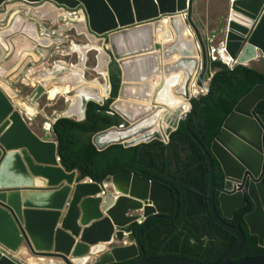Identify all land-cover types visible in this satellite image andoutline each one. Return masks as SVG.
I'll use <instances>...</instances> for the list:
<instances>
[{"label": "water", "instance_id": "water-1", "mask_svg": "<svg viewBox=\"0 0 264 264\" xmlns=\"http://www.w3.org/2000/svg\"><path fill=\"white\" fill-rule=\"evenodd\" d=\"M44 1L56 5L52 13L34 8ZM11 2L17 4L7 9L4 19L9 16L10 20L19 8H27L28 13L26 18L17 14L11 23L8 20L0 37L6 39L17 26L31 20L36 30L41 27L36 56L44 51L41 42L50 32H69L72 37L63 46L57 35L58 45L49 53L53 61L25 76L35 85L24 99L38 107L37 102L51 87H69L72 93L53 124L61 118L84 121L89 103L104 105L111 99V115L121 124L92 137L98 150L153 140L168 142L189 116L181 117V103L171 108L158 102L157 90L166 79L181 76L171 95L183 103L192 99L193 87L210 93V84L206 86L204 80L211 83L215 72L208 37L194 19L197 0H0V8ZM229 11L235 17L226 20L222 33L227 56L237 65L255 60L264 63V0H229ZM59 12H79L83 20L67 21L61 27L55 22ZM29 26L26 23V31ZM32 32L34 37L36 31ZM0 49L10 53L8 46ZM89 53L93 65L87 66ZM57 55L69 61L55 59ZM101 59L103 73L99 72ZM28 63L24 62L25 67L16 64L13 72L4 63L3 75L15 74L10 77L14 80L33 64ZM111 66H116L120 81L114 98ZM88 71L100 79L89 78ZM263 100L264 85H256L242 97L223 121L210 152L189 132L209 169L207 202L212 219L235 239L233 248L212 264H264V256L231 262L244 237L238 226L222 222L215 209V190L220 193L224 219L243 207L246 198L253 209L244 215L243 225L264 249V115L254 110ZM20 105H14L0 89V264H21L12 254L53 258L62 264H125L135 259L134 264H210L170 256L146 257L139 242L141 230L134 234L132 228L172 213L177 204L172 191L131 172L108 176L96 184L78 182V173L68 172L60 164L57 142L36 135L23 117L26 102ZM185 127L188 131L187 124ZM213 158L222 169L221 189L214 184ZM198 173L203 180L201 166ZM199 199L194 196L198 205Z\"/></svg>", "mask_w": 264, "mask_h": 264}, {"label": "trees", "instance_id": "trees-1", "mask_svg": "<svg viewBox=\"0 0 264 264\" xmlns=\"http://www.w3.org/2000/svg\"><path fill=\"white\" fill-rule=\"evenodd\" d=\"M261 63V69L250 64L236 65L228 71L220 61L212 62L215 77L210 83V93L191 100L192 114L170 135L167 143L153 140L131 147L112 145L98 150L92 143V137L121 124L118 117L110 114L111 99L104 105L89 103L84 121L61 118L52 125L60 164L68 172L76 171L78 182L90 178L101 183L108 176L131 172L164 184L172 191L177 202L174 208L176 219L163 223L170 224V227H161L159 224L162 222L152 218L132 228L134 234L141 230L139 242L146 257L170 256L212 264L233 248L235 239L210 216L204 217L203 211L195 203L194 185L200 181V175L195 170L202 167L205 195L210 173L202 150L189 132L210 152L223 121L238 101L256 85H264V63ZM118 77L116 66H111L112 98L119 88ZM254 110L257 114L264 115V100ZM213 164L214 183L221 187L222 169L214 158ZM252 209V204L248 201L246 207L235 211L233 218L225 221L230 226H239L244 237L243 246L231 262L264 256V249L258 246L255 237L248 235L243 225L244 215ZM216 211L220 213L218 203ZM137 260L128 263L134 264Z\"/></svg>", "mask_w": 264, "mask_h": 264}, {"label": "bare ground", "instance_id": "bare-ground-1", "mask_svg": "<svg viewBox=\"0 0 264 264\" xmlns=\"http://www.w3.org/2000/svg\"><path fill=\"white\" fill-rule=\"evenodd\" d=\"M26 13H28V10L27 8H19L17 11H15L13 13V15L11 16L10 20H9V23H11V21L16 17L15 15H19V16H22L24 18H26ZM235 17L234 14H232L231 11H228V15H227V20H229L230 18L233 19ZM83 20V16L81 15V13L79 12H59L57 13V18H56V23H58L59 25L58 26H64V24L67 22V21H81ZM166 20H164L163 22H165ZM236 21H238V16L236 18ZM35 23V22H34ZM36 24V23H35ZM38 29V28H37ZM189 35L192 36V32H188ZM56 34L55 32H50L49 35H45V38L42 39V42H41V49H44L43 52H39V54L37 55L36 57V60L31 62L33 63L32 66H29L30 68L29 69H25V71H21V73L18 74L17 77L14 78V80L10 79V77L8 76V79L6 80H2L0 79V89L2 91H4L11 99V102L16 105V106H21L20 104L21 103H24L23 100L28 104L27 102V99H23V97L27 98V95L31 93L32 89H33V86H28L24 83L25 79H26V75L38 68V66H44V65H49L53 59L50 58V52L56 48V46L58 45L57 43V38L58 36L60 37V40H61V45H68L71 41V33L69 32H64V33H61L60 35ZM165 39V38H164ZM162 39V40H164ZM167 39V38H166ZM76 43H83V41H76ZM2 49V48H1ZM0 49V50H1ZM24 55H27L24 53ZM49 55V56H48ZM44 56H46L44 58ZM59 56V55H57ZM219 58L222 59V61L224 62H228L230 63V59L225 55V53L222 51V49H220V52L218 54ZM60 57V56H59ZM55 59H59L58 57H55ZM62 60H65V61H69L67 59H63V58H60ZM22 64V66H26V64H24L23 62H20ZM30 63V62H29ZM28 63V64H29ZM30 63V64H31ZM24 64V65H23ZM29 64V65H30ZM100 64L101 66L99 67V72L100 73H103L104 72V68H103V64H104V59H101L100 60ZM16 68V67H15ZM90 73V78L91 79H96V78H99L100 76L98 74H95L91 71H88ZM100 79V78H99ZM181 81V76H172L171 78L169 79H166L164 81V84L162 86V88L158 89L157 90V99H158V102L163 104V105H166L168 107H175L176 105H178L179 103H181V107L182 105L185 103L181 102L182 100L180 98H175L171 95V91L172 89L176 86V84L178 85ZM32 83V81H30V84ZM29 85V84H28ZM173 87V88H172ZM172 88V89H171ZM63 90H61L59 87H51L49 90H47L42 98L37 102L38 104V107H33L32 105L28 104L29 106L25 109V116H31L32 113V110L36 113L39 112L40 110V101L44 98H50L54 93L56 92H60L65 94L64 97H69L71 95V89L69 87H63L62 88ZM193 90H194V87L192 88V94H193ZM66 91V92H64ZM62 93V94H63ZM201 93V90L198 89V92L197 94L199 95ZM32 110H31V109ZM183 109H185V107L183 106ZM64 110V109H63ZM62 110V111H63ZM46 128V127H45ZM47 130H50V126L46 128ZM23 250V249H22ZM21 251V250H20ZM38 260V259H37ZM43 261V260H41Z\"/></svg>", "mask_w": 264, "mask_h": 264}, {"label": "rangeland", "instance_id": "rangeland-1", "mask_svg": "<svg viewBox=\"0 0 264 264\" xmlns=\"http://www.w3.org/2000/svg\"><path fill=\"white\" fill-rule=\"evenodd\" d=\"M226 3L227 2H225V0H198V7L196 9L199 12H201V11L206 12L207 8L211 9V12L209 11L210 12V19L216 21V20H218V18H220L222 20L221 22L223 25L224 21L227 20L226 19L227 18L226 17L227 16ZM16 4H17L16 2H11V3L3 6L2 8H0V22L4 21V23H5L4 26H2L0 24V31H2V29H5V27H7L6 25H7L8 20H9V16L4 19L5 12L7 11L8 8H10L11 6H14ZM55 7H56V5L54 3L48 2V1H44L40 5L34 6L35 9H42V10H46L47 12L50 11L51 13L53 12ZM38 13H42V12L38 11ZM34 17H36V16H34ZM37 17H38L37 18L38 21L41 22V24L42 23L46 24V21L44 19H41L40 15H37ZM26 23L30 24L27 31L25 30ZM34 27L35 26L33 25L32 21L27 20V21H25V25L23 24L21 26L20 25L17 26L14 29V32L10 36L6 37V39L0 37V46L1 47L8 46L9 52H10L8 54L7 52H3V50H0V52H1L0 53V60L3 64V66L0 65V79H2V80L8 79L7 75H9V73H5L3 75L4 70L6 69L4 67V63L6 64L7 60H10L8 66H10V70L12 72L14 71L16 64H18L20 62L24 63V62H30L31 60H33V61L36 60L37 56H36V53H34V52H35V49L39 47L37 38L40 39V36H38V33L41 32V27L39 26L40 29L38 28L37 30H36V27L35 28ZM9 28H10V26H9ZM32 31H36L34 37L32 35V34H34ZM217 37L218 38L222 37V33H219V36H217ZM24 53L27 55H24ZM88 58H89L88 65H92L90 63L91 60L93 62L92 53L89 54ZM257 65H259V64H257ZM12 72H11V74H13ZM14 75L15 74H13L10 77H13ZM25 83L27 84V87L31 86V85L34 87V85H35L34 83L30 84V82L28 80H25ZM200 95L201 94L197 95V97H200ZM23 99H24V97H23ZM28 104H30L29 101H28ZM28 104L26 103L27 106H29ZM53 106H54V104H53ZM54 111H55L54 108H50L49 109V115L41 116L42 121L41 120H39V121L32 120L31 118L25 116L24 113H23V117L26 120V122L28 123V125L30 126L31 130H35L40 135V136L38 135L40 138H46L47 132L44 129V124L49 123L51 125V123L54 121V118L51 117V114ZM50 134H51V129H50ZM20 253H22V252H20ZM16 257H18L20 260H22L21 263L29 264L28 260H29L30 256H26L24 258L22 255H16Z\"/></svg>", "mask_w": 264, "mask_h": 264}, {"label": "crops", "instance_id": "crops-1", "mask_svg": "<svg viewBox=\"0 0 264 264\" xmlns=\"http://www.w3.org/2000/svg\"><path fill=\"white\" fill-rule=\"evenodd\" d=\"M225 2H227L226 3V6H227V15H228V11H229V0H225ZM197 7H198V0L196 2V8ZM209 11L211 12V9H209V8H207V11L206 12H202V11L199 12L196 9V18H194V19L198 23V27H199V30L201 31V33L203 35H207L208 40H210L209 41L210 47L211 48H217L222 43V41H223V37H219L218 38L217 36H219V33H223V31L225 29V25H226V20L224 21L223 25H222V22H221L222 20L220 18H218V20H216V21L215 20H211L210 19V12ZM57 57L59 59L61 58L59 56H57ZM74 58H75V55H73V58L72 59H74ZM9 62H10V60H7L6 65H9ZM90 63L93 65L92 60L90 61ZM250 64L252 66H255L257 69H261L262 68V63H261L260 60H255V61L249 62L247 65H250ZM257 64H259V65H257ZM87 66H88V63H87ZM212 72H214L213 69H212ZM88 77L89 78L91 77L90 74H88ZM204 81H205L206 85H208V79L205 78ZM198 89L199 88L194 87L193 95L197 94ZM64 92H66V91H64ZM62 93H63V91H62ZM62 93H60L58 91V92L54 93L49 99L48 98L42 99L40 101V103H39L40 104V110H39V112L36 113V112H34L30 108L32 110V113L33 114H31V116H27V117L31 118L32 120H36V121L41 120L42 121L41 116H43V115L44 116L49 115V109L50 108H54L55 111L51 114V117L54 118V120H55L56 117H57V114L59 112H61L65 108L66 98L64 97L65 94L64 93L62 94ZM53 104H54V106H53ZM47 126L49 127L50 124L49 123H45L44 124V129L47 132L46 133V136L48 137L47 139H51L53 141H56L55 140V137H54V133L52 132V128H50L51 129V134H50V130H47L46 129ZM32 131L34 133H36L37 135H39L35 130H32ZM20 252H24V250H21ZM12 257L14 259H16L18 262L21 263L22 260H20L18 257H16V255H13ZM41 260H42L41 258L30 257L29 260H28V262L29 263L32 262V264H43ZM21 264H24V263H21Z\"/></svg>", "mask_w": 264, "mask_h": 264}, {"label": "flooded vegetation", "instance_id": "flooded-vegetation-1", "mask_svg": "<svg viewBox=\"0 0 264 264\" xmlns=\"http://www.w3.org/2000/svg\"><path fill=\"white\" fill-rule=\"evenodd\" d=\"M195 171L198 172V167L196 168ZM214 175H215V170H214ZM203 181H204V177H203V180H202L201 177H200V181H199V183L194 185V190L196 191V193H194V194H195L194 196H199V197H200V199H199V200H200L199 205H198V202H197L196 204L199 206L200 210L203 211V215H204V217H208V218H209V216H210V217L212 218V216H211V214H210V210H209L208 202H207V199H208V190H209V183H208L207 195H205V188H204V182H203ZM209 181H210V176H209ZM223 181H224V180H223ZM223 181H222V185H223ZM214 182H215V179H214ZM214 184H215V183H214ZM246 184H247V181L245 182V185H246ZM215 186H216L218 189H221V188H222V186L220 187V186H217L216 184H215ZM219 196H220L219 191L215 190V209H216V205H217V203H218V198H219ZM204 202H206L207 205H205ZM247 202H248V200L245 198V205H244L243 207H241L240 209L246 207ZM176 203H177V202H176ZM175 206H177V204H176ZM207 207H208V211H207ZM218 209H219V212H220V213H218L217 211H216V212H217L218 216L222 219V222L225 223L226 220H231V219L233 218V214H234V212H233L232 217H231L230 219H224V218H223L222 213H221V210H220V208H219V203H218ZM240 209H238V210H240ZM238 210H236V211H238ZM245 215H246V214H245ZM155 219H159V221L162 222V224H159V225H161V227H165V228H166V226L170 227V226H171L170 224H163V223H170V222H173V221L176 219V212L174 213V210H173L172 213H170V214H168V215H162V216H160V217H158V218H155ZM212 220H213V219H212ZM213 221H214V220H213ZM141 224H142V223H141ZM225 224H226V223H225ZM169 225H170V226H169ZM227 225H228V224H227ZM229 226H230V225H229ZM238 227H239V226H238ZM239 228H240V227H239ZM29 264H32V262L29 263ZM125 264H133V263H125Z\"/></svg>", "mask_w": 264, "mask_h": 264}, {"label": "built area", "instance_id": "built-area-1", "mask_svg": "<svg viewBox=\"0 0 264 264\" xmlns=\"http://www.w3.org/2000/svg\"><path fill=\"white\" fill-rule=\"evenodd\" d=\"M210 49H211L210 50V57H211L212 62L220 61L226 67V69L228 71H231L232 68L237 65L233 60H231V58H229V56H227V54L225 52V49H224L223 42L217 48H210ZM220 49H222V51L225 53V55L230 59V63L224 62V61H222L221 58H219L218 54L220 52ZM209 84H210V80L208 79V85ZM208 85H206V86H208ZM200 90H201V93H200L201 95L200 96H205L206 93H207V90L206 89H200ZM198 98L199 97H197V95H193V97H192V99H198ZM191 100L188 101V102H185L182 105L181 117L187 118L188 116H190V114L192 112V107H191V104H190ZM183 106L185 107V109H183ZM52 124H53V122L51 123V125ZM51 125H50V128H52ZM83 182H86L88 184H96V182L92 181L90 178H87V179L83 180ZM102 194L104 195L105 191H102ZM138 224H141V222H139ZM12 255H14V254H12ZM42 260H43L42 261L43 264H62L59 260L53 259V258H46V259H42Z\"/></svg>", "mask_w": 264, "mask_h": 264}]
</instances>
